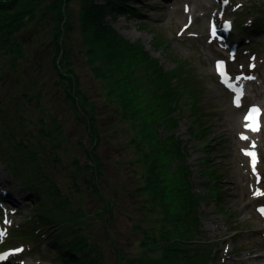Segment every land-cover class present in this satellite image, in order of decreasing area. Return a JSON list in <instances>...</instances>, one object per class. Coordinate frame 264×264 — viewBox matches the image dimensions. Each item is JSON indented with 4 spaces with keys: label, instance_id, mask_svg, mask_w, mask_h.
I'll return each mask as SVG.
<instances>
[{
    "label": "rangeland",
    "instance_id": "rangeland-1",
    "mask_svg": "<svg viewBox=\"0 0 264 264\" xmlns=\"http://www.w3.org/2000/svg\"><path fill=\"white\" fill-rule=\"evenodd\" d=\"M210 1L126 0L132 11H106L113 33L135 51L92 46L72 29L62 51L73 70L67 80L57 73V51L43 23L24 30L21 59L1 60L0 96L15 114L19 105L17 121L33 130L41 116L54 113L62 126L48 138L58 144H50L54 158L56 150L64 157L50 174L65 185L60 188L69 201L56 213L78 218L75 225L96 246L99 264H264V195L254 194L264 193V112L252 131L239 108L243 102L231 97L242 91L264 111V0H227L221 7L214 0V13ZM80 4L64 6L73 22ZM107 53L124 59L114 63ZM218 61H224L227 83ZM68 84L79 89L72 92L76 102ZM130 89L142 131L123 113ZM246 152L256 154L255 171ZM76 170L78 191L70 187ZM105 190L113 211L103 201ZM41 204L35 208L46 212ZM22 206L16 212L0 199V242L34 207ZM44 236L31 249L16 239L4 251H15L11 260L26 264H69Z\"/></svg>",
    "mask_w": 264,
    "mask_h": 264
},
{
    "label": "trees",
    "instance_id": "trees-1",
    "mask_svg": "<svg viewBox=\"0 0 264 264\" xmlns=\"http://www.w3.org/2000/svg\"><path fill=\"white\" fill-rule=\"evenodd\" d=\"M67 1L68 0H0V65L2 64L1 60L4 59L7 61L9 60V63H16L22 58L25 46L27 45L24 43V30L31 29L36 24L41 23L48 28L51 38H53V45L51 46L53 50L57 52L52 57V61H56L55 67L58 66L57 73H60V76H62L64 80H67L68 77L66 75H70L69 72H73V70L71 66L68 65L69 59H67L66 53L62 52L63 46L65 42H69L68 34L76 27L84 41L91 43L92 46L98 47L97 44H102L107 49L112 48L113 52L115 49L121 50L122 48L135 51L133 45H128L126 42H123V39L113 33L104 19L106 11H113L114 13L127 12L128 10L132 11L130 7L127 6L126 0H81L80 9L77 13V22H73V19L71 20L67 15L68 12L66 13L64 6L67 4ZM107 57H109V61L113 59L114 63L117 60L120 61L124 59L117 55L113 58L112 54L109 53H107ZM138 58L142 59L143 55L138 53ZM131 60L132 59H129V61ZM63 63H65V67ZM131 63L134 65V61ZM131 63H128V71ZM62 69L64 70L62 71ZM100 70L103 71L104 68ZM65 71H68V73H65ZM108 74H110V70ZM174 78L178 79L179 77H171V79ZM132 83L130 82V86H133ZM182 84L185 86L186 83ZM78 90L77 87L71 88L69 85V91L67 93H70V96L75 99V102L76 96L74 93L72 94V92ZM180 90L185 96H191L186 91ZM131 94H133V92L130 89L128 93L126 92V102L124 104L122 103L124 106L123 113L127 116L131 113L130 110L132 109L130 97L133 98V95ZM13 98L15 97L13 96ZM112 98L117 99L116 95ZM9 99L13 100L11 98ZM73 99L72 101H74ZM5 103L8 110L6 108L2 109ZM136 106L137 105H135V107ZM19 109L18 105L16 114L11 112L8 98H6V96H0V162L4 164V167L10 172L13 178L19 181L24 192H32L33 195L42 199L38 202L42 203L41 205L44 204L42 207L45 208L46 212L41 209H36V204L33 205L34 209H30L31 213L20 225L10 226L9 229H7L8 236L0 242V252L8 248L9 244L16 239L24 241L25 245L23 244V250L31 249L36 241H38L37 239L41 237L43 233H46L44 237H46L47 245L52 246L58 253V256L65 262L69 264H99L101 262V256L95 249H92L93 246L94 248L96 246L91 243V240L85 237V233L82 232V227L75 225L78 222V218L74 217L75 215L71 213L57 214L59 211H63L65 205L68 206L69 201L66 199V193L60 188L65 185L60 186V184H57L56 180L51 177L55 169L54 163L58 159H61V163H63L64 159L57 150L56 153L58 156L54 158L55 152L50 149V144L52 143V147L58 144L56 141L51 142V139L49 141L48 138L49 132L52 131L55 126L57 129L62 128L61 124L59 122L51 123L50 119H47L43 115L40 117L41 123L38 126L35 124L32 130L31 126L27 127V124L22 123V118L18 119V121L15 118L14 115H17ZM7 111H9V113H6ZM25 111V108L21 109L22 114H25ZM139 113L140 111L135 108V118L136 115L141 116ZM92 119L93 117L91 116L89 123H92ZM138 122L139 124H136V126L138 125V129L142 131L145 124L140 121ZM47 123L52 125H47ZM141 131L140 134L142 136ZM86 167L87 164H85L84 168ZM77 171L78 170L75 171V174L70 179V187L73 185L78 191L79 189L76 185L78 177ZM38 195L42 197L40 198ZM104 196L105 198H103V201L105 199L106 206H109V209L111 207L110 210L113 211L114 206L109 199L111 193L105 190ZM46 200L48 201V205L46 204ZM63 203H65V205H63ZM50 205L53 207V210L49 209L48 206ZM54 207L57 208L58 211L54 210ZM77 228L81 229L80 232H77ZM53 230L56 232H53ZM126 258L127 256L125 255L124 260ZM125 262H127V260H125Z\"/></svg>",
    "mask_w": 264,
    "mask_h": 264
},
{
    "label": "bare ground",
    "instance_id": "bare-ground-1",
    "mask_svg": "<svg viewBox=\"0 0 264 264\" xmlns=\"http://www.w3.org/2000/svg\"><path fill=\"white\" fill-rule=\"evenodd\" d=\"M220 2L219 7L226 5L225 1L223 0H217ZM128 7L131 8V6L128 5ZM209 8L211 9L210 11H212L213 13L215 12V8H216V2L214 0L210 1V5ZM211 12V13H212ZM229 25V23H227ZM226 36V35H225ZM223 39V37H221ZM229 39V38H228ZM215 66H217V63H215ZM214 75H216V73H213ZM257 86V84H256ZM242 87L239 86V89H241ZM133 95V94H131ZM130 97V95H129ZM231 97L233 99H236L237 95L233 96L231 95ZM130 102H132V109L130 110L131 113L128 114V116H126L129 120V124L130 125H136V118L134 116V111H135V105H136V101L135 99H133L132 97H130ZM240 102H243V104L239 107L241 109V113H243L244 116H246L249 112V110L253 107L251 104V99L250 96L248 94L243 93V95H240ZM264 111L260 110V114H262ZM53 116V117H52ZM49 119L51 123H55V122H59L57 120V118H55L54 113L49 114ZM139 124V123H137ZM52 125V124H51ZM50 125V126H51ZM53 132V130L51 131ZM238 136H240L238 133H236ZM53 137V133H51L49 135V138ZM53 142V141H51ZM67 147L65 145V143H62L60 145V147ZM64 159V157H63ZM4 166H2L0 164V199H2V201L4 203H6L7 205H11L14 207V211L19 212L24 205L25 207H29V205H35L38 201L40 202L42 199H39L38 197H36L35 195L31 194H26L25 192H22V188H20L19 186L17 187L16 185H13V183L11 182L9 175L6 173V171L4 170ZM61 180V179H60ZM63 181V180H61ZM61 186H64L63 183ZM45 199V198H44ZM1 233V230H0ZM8 234H5V238H7ZM47 246V245H46ZM49 247L53 248L52 246L48 245ZM13 254H16L15 251H10L8 250L7 252H3L2 254H0V264H26L25 262H18L16 260H11V257L13 256ZM58 256V255H57ZM58 258L62 261H64L61 257L58 256Z\"/></svg>",
    "mask_w": 264,
    "mask_h": 264
},
{
    "label": "snow or ice",
    "instance_id": "snow-or-ice-1",
    "mask_svg": "<svg viewBox=\"0 0 264 264\" xmlns=\"http://www.w3.org/2000/svg\"><path fill=\"white\" fill-rule=\"evenodd\" d=\"M225 2H227V0H225ZM226 28L229 27V25L225 26ZM212 35L215 37L217 35V31H216V27L213 26L212 28ZM225 69V65H224V61H218L217 62V70L220 73L222 79H224L225 83H227V73L224 70ZM239 77H237L238 79ZM249 79H252V77H248ZM230 86V85H229ZM231 87V86H230ZM240 95H243V92L241 91L236 99L234 100V103H236L237 105H239L240 102ZM259 115H260V109L258 107H252L248 114L245 116V127L250 128L252 131H258L259 130ZM242 139H246V137H241ZM254 147V145H253ZM246 155H249L250 157H252V165H253V170L255 171V164H256V154L255 152H246ZM255 195H264V193H254ZM262 214H264V209L260 210ZM6 223L8 222L7 220L5 221ZM0 235H3V233H0ZM17 251H20L19 249H17Z\"/></svg>",
    "mask_w": 264,
    "mask_h": 264
},
{
    "label": "water",
    "instance_id": "water-1",
    "mask_svg": "<svg viewBox=\"0 0 264 264\" xmlns=\"http://www.w3.org/2000/svg\"><path fill=\"white\" fill-rule=\"evenodd\" d=\"M1 252H2V251H1ZM1 252H0V254H2Z\"/></svg>",
    "mask_w": 264,
    "mask_h": 264
}]
</instances>
